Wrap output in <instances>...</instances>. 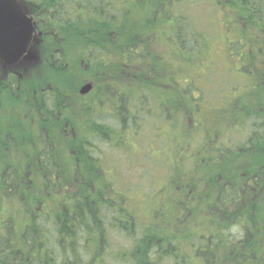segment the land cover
<instances>
[{"label":"trees","instance_id":"1","mask_svg":"<svg viewBox=\"0 0 264 264\" xmlns=\"http://www.w3.org/2000/svg\"><path fill=\"white\" fill-rule=\"evenodd\" d=\"M20 1L27 10H30L31 2L36 4L34 6L44 21L43 28L47 30L43 33L46 49L37 54V61L23 60L10 68L0 65V264L183 263L184 259L181 258L177 244L163 245L161 237L151 230V227L145 226L143 219H139L143 218L142 215L132 211L127 214L128 211L123 209L124 204H118L114 210L109 202L103 200L111 192L113 196L120 190L113 182L98 178L93 172H87L83 168L79 172L83 176L78 175L75 181L71 177L63 176L65 181L59 180L54 184L49 179L38 178L47 174L53 164L56 168L60 167L58 165L65 156H68V160L78 158L80 161L95 157L88 155L83 149H79L78 154L70 153L71 149L67 151L64 142H67L68 138L61 133L60 128L52 127L60 126L56 121L61 115V101L68 89L75 84L76 78L83 76L81 73H92L91 80L96 85L105 84L115 77L119 85L117 110L120 105L124 106L125 100H129L131 108L133 103L138 104L134 117H121L118 124L121 127L137 126V130L141 132L139 135L144 132L140 129L144 122L148 125V116L141 111L145 99L149 100L150 105L152 99L171 102L170 109L174 115L172 124L168 125L170 118L168 119V112L165 111L155 119L156 126H150L152 130L160 129L166 141L173 140L176 134L175 141L181 146H192L201 134L213 131H221L220 135L222 132L232 134L231 137L240 134V141L243 135L244 143L253 146L252 150L247 149L248 145L244 146L245 153L241 154V158L245 167L253 170L254 184L244 189L243 185L247 184L245 179L228 175L223 181L216 182L214 191L220 190V197L213 191V196L204 200L206 206L210 204L214 207L208 211L215 220L220 217L214 215L217 208L222 210V207L237 204L242 200L241 207L227 215L237 225L228 223L224 215V228L215 224L213 218L212 226L226 233L230 243L229 253L230 250H233L232 254L236 252V256L229 257L230 264H264V91L258 92L261 101L258 95H253L245 104L241 99L230 97L227 104L220 106L209 118L202 120L204 115L201 116L202 111L199 112L200 104L179 90V83L172 79L198 77V68L182 64L188 56L206 58L200 59L198 66L202 62L210 67L214 61L210 35L207 28L189 11L191 6H186L189 0H134L133 6L127 5L129 0H116L118 18L113 25L97 18L86 22L76 17L63 18L61 5L65 4L64 2L71 5L76 3L69 0ZM211 1L223 12L224 21L228 30L231 28L232 36H236L237 40L243 38L246 48L264 47V0ZM81 3L92 11L94 16L101 14L103 10L106 15L109 14V5L102 6L98 0H83ZM120 6H128L127 12L120 10ZM33 10L34 7L30 11L34 12ZM120 13L125 14V18H120ZM220 25L222 28L219 21L218 26ZM147 44L151 45V49L163 47L165 51L159 54L165 52L164 55L171 63L166 65L163 60H157L159 54H154L155 51L151 50L152 54L149 52V55L144 51L142 55L139 50L138 55L129 59L134 64L129 68L124 67V58L128 59L130 54L128 51L140 45L146 50ZM242 45V42L241 45L237 44V49ZM176 47L179 53H174ZM57 50L60 52L57 53ZM108 54L112 56L111 67L96 69L93 66L90 71H84L80 66L82 61H99L107 58ZM147 56L151 59L145 64ZM256 58L257 56L254 60ZM140 67L144 83L147 74L148 79L153 82V87H148V92L144 83H135L133 86L129 84V74L139 72ZM247 69L252 72L253 65L245 68L244 72L246 76L253 75V78L247 81L248 87L257 88L256 83L262 81L256 80L257 75L248 73ZM160 72L162 74H159ZM125 84L127 86H124ZM156 84L161 85V88L155 90ZM237 85L234 83L229 87L237 88ZM170 86L175 89L171 90ZM105 92L108 94L107 90ZM184 103H187V114L184 113ZM175 105L179 108L178 112H175ZM260 109L262 112L259 113ZM166 124L168 131L163 130ZM115 134L116 141L121 142L119 133H114L113 136ZM108 136L109 133H101V145L105 146L110 142ZM124 136L127 138L129 135ZM132 136L135 137L136 134H130L129 137ZM46 138L51 144L55 142L56 147V154H53V157L50 155L48 161L45 159L46 147L49 148ZM114 141L115 139L112 142ZM37 142L41 145L32 148L29 155L28 148ZM134 145L135 142L132 141L133 149L128 152L123 146L118 150L129 156L134 149H139V145ZM242 146L240 143L239 148L232 151L233 154L239 153ZM12 148H17L15 153L19 157L18 162L11 158ZM28 159L31 160L32 167L26 166ZM19 170H24L26 175H32L33 178L19 176ZM226 181L233 183L238 190L233 188V191H227L223 187ZM65 183L74 187L76 196L80 193L84 195L78 198L69 195L72 199H80L75 203V207L73 203L65 208L66 194L60 191ZM137 185L124 181L121 188L127 192V189H135ZM241 189L246 193L250 192L251 196L242 197ZM204 228L205 225L198 226L195 232H202ZM37 230L40 238L35 237ZM22 232L23 235L18 237V241L12 239L13 235ZM111 232L118 234L125 242L113 248L111 242L108 243ZM245 237L250 240L244 243ZM50 238L58 239L64 245L50 248L47 243ZM97 238L101 239L108 250L100 249L99 253L90 255L86 241L94 245ZM196 242L199 245L200 240ZM65 244L70 251L64 250ZM236 245H240L239 250ZM39 247L40 250H45L46 255L35 259L34 250ZM193 247L191 241L183 250L184 255H192ZM209 259L211 258H206V264H228Z\"/></svg>","mask_w":264,"mask_h":264},{"label":"flooded vegetation","instance_id":"2","mask_svg":"<svg viewBox=\"0 0 264 264\" xmlns=\"http://www.w3.org/2000/svg\"><path fill=\"white\" fill-rule=\"evenodd\" d=\"M83 0H69V2H76L71 5L68 2L61 5V15L63 18L68 19L69 17H76L82 19L84 22L98 19L104 22H111L113 25L116 23L118 18L116 0H98L102 6L109 5L108 11L109 14H105V10L100 14L94 16L87 7L82 5ZM35 1H33L34 3ZM35 3L30 4V10L34 7V12H31L28 8V14L32 17L34 26H35V43L31 48V53L33 52L40 54L46 47L43 33L47 32L44 27V21L40 14L38 13L37 7L34 6ZM33 6V7H32ZM120 10L127 12L128 6L118 7ZM51 10V8H50ZM49 11V10H48ZM42 15V14H41ZM120 18H125V14L120 13ZM113 22V23H112ZM225 34L227 36L224 39V46L227 53L223 52L227 58V64L229 65V72L225 75H217V69L214 67L215 61L211 62L210 67L203 65L202 62L198 66V61L200 59L204 60L206 58L188 56L182 61V64L185 66H191L198 68L200 70L198 77L187 79H178L173 77V81L178 84V89L182 90L184 94H188L191 97V100H194L200 104L202 120L209 118L213 112L218 110L222 105L227 104L228 99L227 95L232 93V89L229 85L234 84L232 79L236 78L239 83L245 85L247 81L241 80V75L246 76L245 68L249 65H253V70L250 72L247 69L248 73L256 74L257 79L261 80L262 83H256L257 89L260 88L262 93L264 90V47L263 48H246L243 38H240L236 42H233L231 38V31L228 30V25L224 21ZM221 26V25H220ZM112 34L115 35L113 32ZM115 41V40H114ZM242 46L238 47L237 44ZM148 49L144 50V46L140 45L134 49H130L128 53V59L125 57L124 67L129 68L134 63L130 62L129 59L134 58L139 54L144 55V51L147 55L149 52L152 54V51H155L154 54H159L161 51H165L163 47L151 49V45H146ZM213 57L217 56L215 46H213ZM152 50V51H151ZM60 52L59 50H57ZM174 53H179L178 47L175 48ZM189 53L192 54L190 51ZM165 52L157 55V60L164 61V64L169 65L170 59L166 57ZM200 55L204 53H199ZM257 56L256 60L254 58ZM251 57L253 58L251 60ZM32 59H36L33 55ZM139 59V58H137ZM148 59L145 64H148L151 58ZM139 62H136L138 64ZM58 64V63H57ZM1 65V64H0ZM76 65V64H75ZM81 68L84 71H90V67L93 66L98 69L100 67L108 68L113 66L112 56L108 54L107 58H102L99 61H82ZM83 76L81 78H76L75 84L68 89V93L62 99L61 105L63 110H61L60 118H57V125L52 126L54 128H60L61 133L68 138L67 142H64V147L66 150H70V153L78 154L79 149L86 150L88 155L95 156L91 160L80 161L78 158H70L65 156V159L61 161L58 165L60 167H55L53 164L52 167L48 169V173L39 176L38 178L42 180L49 179L51 182L57 183L59 180H64L63 176L71 177L74 181L77 179L80 174L81 168L87 172H93L98 178L102 177L105 181H111L117 187L118 183H115L116 180H122V182L127 181L128 172L125 173V168L129 164V159L126 161L117 162L115 156L112 154L111 150L119 151L118 148L125 147L128 151L133 149L132 141L135 142V145H139V150L136 157L139 161L138 169L142 171L137 175L136 188L122 189L119 184L118 188L120 190L113 196L111 192L108 197H104L103 200L109 202L114 210L117 209L118 204H124L123 208L125 211H128L127 214L137 213L141 216V204L142 200L139 197L144 199V211L148 213L147 218L144 220V225L151 227V230H154L161 238V243L163 245H170L176 243L177 247L182 255L183 263L182 264H206V258L210 257L217 259L219 263H226V257L236 256L233 253V250H230V243L227 240L226 233L220 231L218 235L213 232L212 218L214 223L220 225L224 228V215L227 217L228 223L232 222L233 225L237 223L232 220L227 214L217 208L215 213L220 215L219 219L215 220L212 216L210 217V211H207L214 208L210 204L206 206L205 198H208L212 195L214 191L216 182L219 183L223 181L224 177L231 175L232 177H241L246 180V186H252L254 184L255 174L253 170L245 167V163L241 158V154L244 152V146L248 145L244 143L243 135L237 134L235 137H231L228 133L221 135L218 131H213L210 133L201 134L199 140L191 146L181 144L175 141V136L173 140L166 141L165 137L161 134L160 129L152 130L151 127L156 126L155 119L160 116L165 111L170 118V122H167L168 125L172 124L174 120L173 112L171 111V102L169 101H159L157 99H152V105H150L149 100L145 99L144 105L141 107V111L148 116V125L144 122L142 126L144 132L142 135H139L137 126L128 125V126H119L118 121L121 117H134L138 110V104L133 103L132 108L128 104V101H124V106L120 105L119 110H117V87L119 86L116 82L115 75L114 79L111 78L110 81L105 82V84L96 85L92 80V73H81ZM81 74H78L80 76ZM159 74H162L160 72ZM149 74L146 75L145 81H149ZM69 81V79H68ZM80 83V84H79ZM79 85V86H78ZM92 86L91 90L86 94H81V89L84 86ZM237 88L241 85L238 86ZM124 86H127L126 84ZM145 89L148 92V86L144 83ZM171 90L175 88L173 86L169 87ZM235 88V90L237 89ZM108 91V94H105V91ZM120 91V90H119ZM259 97V96H258ZM129 99V98H127ZM261 101L262 98L259 97ZM121 102V101H120ZM119 102V104H120ZM242 103L245 104V101L242 100ZM175 112L179 111V108L175 105ZM262 112L260 109L259 113ZM184 113L187 114V103H184ZM264 113V109H263ZM259 115V114H258ZM154 119V120H152ZM154 121V122H153ZM168 125L163 127V130L168 131ZM142 130V131H143ZM119 131V132H118ZM109 133L108 139L110 142L106 143V148L102 149L101 146V133ZM119 133L118 137L121 142L116 141V134ZM79 134V135H78ZM124 134H136V136L125 138ZM70 135V138L68 137ZM122 135V136H121ZM121 136V138H120ZM115 139L114 142H112ZM127 139V140H126ZM129 140V141H128ZM240 143L243 146L239 149V153L233 154L232 151L238 149ZM134 145V146H135ZM191 146V147H190ZM74 150V151H72ZM125 152V153H126ZM140 157V158H139ZM48 158V157H47ZM49 159V158H48ZM63 166V167H62ZM130 166V164H129ZM58 169V170H57ZM252 172L251 180H248V173ZM90 175V174H89ZM207 178V192L202 191V182ZM193 183V184H192ZM133 184V183H131ZM72 185L65 183L60 190L66 194L64 198L65 208L69 207L71 204L78 203L80 199L75 200L69 197V195L75 194V189L71 187ZM64 187V188H63ZM225 188V185L223 186ZM232 188H238L232 183ZM136 190V192H135ZM242 190V189H241ZM214 191L217 195H221V192ZM195 192L196 198L189 202V194ZM224 192V190H222ZM241 196L249 197L251 193H246L244 190L241 191ZM227 193V192H226ZM138 196V197H137ZM240 198V197H239ZM187 203H190L192 210L188 208ZM202 206L203 212L206 214L207 222L209 228L206 226L201 232H195L196 228L200 226L199 224H189V221L195 216L196 208L199 205ZM54 207V205H53ZM66 210V209H63ZM192 213V214H191ZM190 218L187 219V216L190 215ZM145 217V216H144ZM187 219V220H186ZM99 225V224H98ZM221 239L218 237L221 236ZM195 238V239H193ZM197 238V239H196ZM200 240L199 245H197L196 240ZM108 239V243H109ZM193 241L194 249L192 255H184L183 250L188 247V244ZM90 241H86V245L89 247L90 255L99 253L100 249L107 251L108 249L104 244H102L101 239H95V244L90 245ZM48 246H61L62 241H59L55 238H50L47 242ZM68 244V243H67ZM65 244L64 250H69L70 248ZM42 247V246H41ZM38 248L34 250V256H44L46 255L45 250ZM103 247V248H101ZM215 247V250H214ZM226 248H228L226 250ZM51 251V250H50ZM197 252L199 255L197 256ZM110 254V253H109ZM181 264V263H180Z\"/></svg>","mask_w":264,"mask_h":264},{"label":"rangeland","instance_id":"3","mask_svg":"<svg viewBox=\"0 0 264 264\" xmlns=\"http://www.w3.org/2000/svg\"><path fill=\"white\" fill-rule=\"evenodd\" d=\"M133 2H134V0H129V3L127 5L128 6H133L132 5ZM191 2H193V3H191ZM186 6H191L189 11L191 13H193L195 18L198 19V21H200L202 23L203 27L207 28V31H208V33L210 35V39L212 41V44H213V46H215L216 51H218L217 52L218 54H217V56L214 59V61H215L214 67L218 70L217 71V75L222 76V75L227 74L229 72V65L227 64V58H226L225 54L223 53V52L227 53L226 48L224 46V39L227 36V34H225L226 30L223 31L224 29H226V28H224V25H223V21H224L223 12L221 10H219L215 6V4L212 3L211 0H196L195 3H194V1H190L189 0V1L186 2ZM217 20H219L220 23L222 24L223 30H222L221 26H218L219 21H217ZM169 24H171V23H169ZM230 31H231V28L229 29V32ZM230 39H232L233 42H236V38L234 36H231ZM159 42H161V39L159 40ZM227 55H228V53H227ZM228 57H229V55H228ZM129 78H130L129 84L131 86H133L135 83H141V84L144 83V76L142 75L141 67H140L139 72L130 73L129 74ZM252 78H253V75H251V76L241 75V80L242 81H244V80L245 81H249ZM232 82L238 83L236 78L232 79ZM145 84L148 87H150V88L153 87V82L151 80L146 81ZM239 85H241V84H239ZM160 88H161V85H159V84H156L154 86L155 90L160 89ZM258 92H260V88L257 89V88L252 87V86H250V88H249L247 83H246L245 85L239 86L234 92L229 93L227 95V97H228V99H230V97H233V98L244 100L246 102V100H248L250 98H253V95H258L259 96ZM127 95H128V93H127ZM61 110H63L62 105H61ZM68 137L70 138V135ZM46 144H47V146L49 148L46 147V157H45V159H46V161H48V158H50V155L53 157V154H56V152H54L56 147H55V142H53L51 144V142L47 138H46ZM40 145H41V143H38V142L33 144L30 148H28V154L30 155V153L32 152V150H31L32 148H38ZM101 146H103V145H101ZM105 148H106V146L102 147V149H105ZM252 148H253V146L248 144L247 149L248 150H252ZM137 151L138 150H133L132 154L127 156V155H125L124 153H122L120 151L111 150V152L115 156V159H116L117 162H122V161H126V159H129L130 166L128 164V166L125 168L124 171H125V173L128 172L127 181L130 182V183H137L139 181V180H137V175L140 174L141 171H142L141 169H138L139 161H138V159L136 157L137 153H135ZM15 152H17V148L16 149L12 148V150L10 149L11 158L14 159L15 162H18L19 157L16 156ZM26 166L27 167H32L31 160L28 159L26 161ZM142 174H143V171H142ZM248 174L249 175H248L247 178H248V180H251L252 172H250ZM18 175L21 176V177H27V176L32 177V175H26L24 170H19ZM115 183L122 184L123 182H122V180H116ZM207 183H208L207 182V178H205L203 180V182H202V191L203 192H207ZM224 184H225V188H226L227 191L231 192V191L234 190L232 188V183L231 182L226 181V182H224ZM72 188H74V187H72ZM121 192H124V191H121ZM72 196L78 198V197H81V196H84V195L82 193H80L77 196L75 194H73ZM139 198L142 200V203H143V204H141V208H142L141 215L143 216V218L140 217L139 219L140 220L143 219V221H144L147 218L148 213L146 211H144V199H143V197H139ZM195 198H196L195 192H191L189 194V202L192 201ZM241 203H242V200H240L237 204L224 206V207H222V210L227 215L228 214H232V213L236 212L241 207L240 206ZM187 206H188L189 209L192 210V207L190 206V203H187ZM207 211H208V209H207ZM191 214L187 216V219L190 218ZM214 215L218 218V216L215 213H214ZM209 216L211 217V214H209ZM189 224H199L200 226L201 225H203V226L205 225L207 229L209 228L206 214L203 212L202 206L200 205V203H199V205L196 208L195 216L189 221ZM199 232H201V231H199ZM213 232L216 235H218L220 233V230H219V228L213 227ZM21 235H23V232L20 233V234L13 235L12 239L15 240V241H18L19 240L18 237L21 236ZM36 235L37 236H35V237H39V238L41 237V235L39 234V231L36 233ZM221 237H222V235L219 236L218 238L221 239ZM109 240H110L111 246L113 248L117 247L119 243H122L124 241L115 232H111L110 233ZM249 240L250 239L245 237L244 238V243L248 242ZM227 249L228 248H226V250ZM236 249L239 250L240 249V245H236ZM214 250H215V247H214ZM234 253L236 255V252H234ZM38 257H40V256L36 255L35 259L38 258ZM211 259H213V257ZM211 259H209V260H211ZM226 262H228V264H230L229 256H228V258L226 257Z\"/></svg>","mask_w":264,"mask_h":264},{"label":"water","instance_id":"4","mask_svg":"<svg viewBox=\"0 0 264 264\" xmlns=\"http://www.w3.org/2000/svg\"><path fill=\"white\" fill-rule=\"evenodd\" d=\"M33 39V20L19 0H0V60L7 66H13L24 56L31 57L29 48ZM91 88L87 85L81 93L86 94Z\"/></svg>","mask_w":264,"mask_h":264}]
</instances>
